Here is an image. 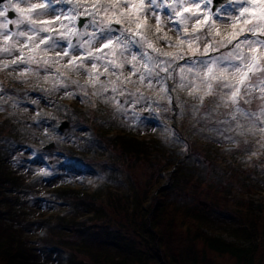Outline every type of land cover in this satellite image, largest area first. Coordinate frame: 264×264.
Here are the masks:
<instances>
[{"label": "rangeland", "instance_id": "1", "mask_svg": "<svg viewBox=\"0 0 264 264\" xmlns=\"http://www.w3.org/2000/svg\"><path fill=\"white\" fill-rule=\"evenodd\" d=\"M12 2L14 4L18 0H12ZM255 2L260 3L262 0H255ZM32 3L48 5L45 15L33 16L36 26L47 27V32L34 33L29 30L31 26L28 24L7 23L20 19V14L15 11V15L11 18L7 13L5 17H0V68L7 64L12 67L22 66L20 68L34 72V75L27 73L30 80L27 77L21 78L24 73L18 75L19 82L15 83L9 91L0 81V117L6 115V110H10L11 114L13 112L14 117L17 115L20 121V131L26 139L25 147L19 150V156L24 165L22 162L19 167L8 163V167L34 182L43 178L40 181L41 201L35 196L23 194L20 203L25 205L28 202L30 208H26L24 211L26 213L17 218L16 222L8 220L9 216L5 215L7 211L0 213V232L8 228L16 232L23 230L32 251L36 250L32 252L34 260L31 264H70L67 251L59 253L56 248L51 249L50 245L60 243L62 239L56 237L53 230L47 233L49 222H44L50 214L62 211L63 207L57 211H54L55 209L44 211L42 194L53 185L68 182L88 190L93 189L94 178L88 179L85 176V172L88 173V171L83 170L82 167L69 171L62 168L56 159L39 157L43 156L39 149L42 150V146L53 143V146L49 147L51 149L57 141L63 144L65 142L63 151L58 153L60 161L62 158L66 159L73 155L71 150H68V147L74 146L73 143L78 142V147L88 148L89 151L93 148L90 145L95 140L94 128L88 127V122L83 127L82 120L89 119L88 115L98 109L99 102L93 103L91 100L92 93L95 92L97 95L101 94V97H106L103 101L109 102L105 109L109 107L115 110L120 109L121 113L126 114L128 119L124 122L127 128L135 132L139 139L147 140L155 137L161 140L174 132L183 133L182 137L185 136V138L190 137L191 148L184 145V149L190 151L186 154L188 157H182L175 166H172L171 162L168 163L165 154H160L157 158L150 156L149 159L140 160L132 157L124 161L120 169L124 170L123 177L126 174L128 177L121 181L123 182L121 186L125 187L122 191L130 187L131 196L127 195L128 204L133 191L130 180H133L137 185L138 197H145L143 205L147 204L149 208L158 201L161 206H165L166 212L159 211L163 223L157 224L165 230L176 228L177 234L173 241L184 254L188 252L190 254L189 245L194 242L192 240L196 232L192 225H187V219H191L184 216L188 206L193 213L200 215H203L201 207H205L208 212L204 215L217 228L216 230L230 232L238 224L241 226L243 222L248 221L247 223L255 230L251 232L252 236L257 239L261 232L254 224L255 221L251 223L254 218H250V214L245 215L243 220H237L218 212L219 209L229 210L236 206L235 204H242L245 196L249 199V206L254 207L262 197L260 191L264 192V179H262L264 131L261 130L264 128V114H262L264 99L261 98L264 96V92L261 91L264 86V77H262L264 75L261 72L264 70L254 68L249 73V78L245 82L252 87L249 95H245L241 88L240 111H237V106L231 102L232 93L228 88L220 86L221 81L236 84L240 79L229 68L230 63L238 62L223 59L232 52V48L229 49L231 45H224L238 28L245 26L242 19L235 25L227 19L228 11L231 9L228 1L212 12V3L205 7L204 0H201V15L206 16L207 23L202 19L199 25H196L194 20L185 19L180 31L175 26L177 18L169 20L166 7L157 10L154 16L149 14L148 0H144L145 11L141 15L139 27L137 23H129L120 16V9L124 8L123 0H58V2L57 0H32ZM162 3L166 6L172 4L173 0H162ZM108 5L117 6L115 13L112 10H104ZM5 7H8V10L12 9L8 0L0 4V10ZM20 7L28 6L21 3ZM187 7H193V5ZM259 11L257 8L254 13L257 14ZM65 15L68 19H65ZM188 15L189 13H186L184 17ZM157 18L159 24H157ZM80 19L81 23H79ZM116 19L124 22L122 25H117ZM6 23L7 26L4 27ZM109 23L113 28L111 43L99 39V29L106 28ZM11 24L12 27H10ZM118 27L129 31L122 35L116 31ZM155 27L161 29V34L152 37L151 30ZM20 32L25 35H17ZM5 36L8 38L6 39ZM129 36H134L136 39L146 37L147 41L141 39V44L136 45L129 41ZM41 40L45 42L41 43ZM14 41L19 44L18 49L12 47L11 52L3 51L8 47L9 42L14 43ZM241 50L246 52V46L242 45ZM257 50L264 51V48L257 46ZM49 53L50 56H48ZM45 58H59L63 68L55 69L46 63H41L40 60ZM213 58L216 59L215 64L211 63ZM13 61L16 63L14 64ZM201 61L207 63L212 68V72H208ZM37 76L44 78L39 77L36 80ZM40 82L43 83L39 85ZM54 88L57 90L55 96L49 93V90ZM176 100L184 102V109L179 103H175ZM245 101L248 102L245 103ZM178 106L180 109L177 108ZM86 113L88 115H85ZM65 121H68V127L61 130L60 126ZM73 121L78 122L80 127L78 130L81 129L82 132L75 134L69 132ZM213 129L218 130L223 139L228 137L227 139L235 140L242 138L244 134V139H240L237 144L240 142L238 147H241V142L248 145L246 154L238 161L228 159L225 161L222 157H228V151L231 152L234 146L223 139L209 141L207 137ZM100 135L103 134L99 131ZM233 136H235L234 139ZM208 145L214 150L221 147L217 150L218 155L212 160L207 159ZM94 153L95 149L92 150L91 156ZM115 154L120 157L122 152L118 148ZM11 160L13 157H10L9 161ZM232 164L238 170L231 167ZM192 167H196L197 170L192 172V176L189 174L188 178L178 180V184L182 187L188 185L194 199L192 201L183 199L179 201L180 203L168 201L165 198V183L171 171L174 172V176H178L179 172H188ZM246 175L251 176L250 180L242 178ZM96 178H100L99 182H101L103 175L97 174ZM115 178L119 182L117 177ZM189 178H200L204 184L196 185ZM155 180L160 184L154 183ZM236 184L241 186L237 192L243 190L248 193H240L235 197L232 189H236ZM122 191L119 193L124 194ZM182 192L185 193L183 190ZM230 195L234 197L233 201ZM105 199L106 202L114 201L113 196ZM147 199L149 200L146 201ZM13 205L17 207L16 211L21 208L16 204V200H13ZM0 206L9 210L8 204ZM57 207L59 206L55 208ZM72 211L73 208L69 213L71 214ZM127 211L130 210L127 209ZM141 213L144 218L148 215L146 210H142ZM74 215L75 218H79L80 214ZM125 216L122 218L123 223H125ZM116 219L117 217L114 218ZM171 220H175L177 224L172 225ZM157 221L159 222L158 219ZM60 233L59 231V236ZM262 238L264 242V234ZM134 240H138L139 243L144 241L140 237ZM231 240L232 238L229 239ZM249 240L251 238L242 239V243L247 246ZM166 241L171 242L169 238ZM197 243H199L198 247L194 245V248H207L212 254L210 264H245L244 259L213 248L209 242L200 240ZM151 251L159 255L155 249ZM168 251L171 252L169 248ZM257 251L259 256H264L263 246ZM177 252L178 250L172 254L177 255ZM4 260H0V264L11 262ZM256 261V264H260V260ZM77 264H81V261Z\"/></svg>", "mask_w": 264, "mask_h": 264}, {"label": "trees", "instance_id": "2", "mask_svg": "<svg viewBox=\"0 0 264 264\" xmlns=\"http://www.w3.org/2000/svg\"><path fill=\"white\" fill-rule=\"evenodd\" d=\"M151 34L152 37H155L161 34V29L155 27L151 30ZM42 62L49 63L50 66L60 65L57 59H45L42 60ZM22 71L23 68L21 70L4 68L0 71L7 91L12 89L9 85L14 84V81L18 79V74ZM30 73L34 75L33 71ZM39 77L42 76H37L36 80H38ZM52 91L54 95L56 89L54 88ZM93 93L95 94V96H93L94 103L99 102L97 106L98 109L89 115L86 113L85 115H88L89 119L82 120L84 121L83 127H85V123L88 122V127L94 128L95 140L90 145L93 146V148L89 151L88 148L78 147V142L73 143V147H68V150H71L73 155L69 157L68 162L65 164L59 162L58 157L60 155L58 153H61L65 147V142L63 144L57 141L51 149H39L40 152L43 153V156L40 155L39 157L56 159L59 165L64 169L69 171L77 170L79 167L84 168L83 170L86 169L88 173L85 172V176L88 179L94 178L93 184H95L93 189L88 190L84 187L82 188V186H74L77 185L74 183H60L53 185L46 193L42 194L44 198L42 200L44 203V211L63 207L61 208L63 209L62 211L50 214V216L44 219V222H49L47 233H51L53 230L55 231L54 235L62 239L60 243L50 245L51 249L56 248L59 253L67 251L70 264H77L78 261H81V264H210V256L212 254L208 249L193 247L194 245L198 247L199 243L197 242L201 240L209 242L213 248L219 249L224 253H232L235 257L244 259L245 264H256V260H260V264H262V262H264V256H259V251L257 250L262 246L264 247L262 238V234H264L263 191H260L262 197L255 203L259 208L256 206L250 207L249 199L245 196L242 204H235L236 206H233L229 210H218V212L237 218V220H243L242 218L245 215L248 216V214H250L249 217L254 218V220H251V223L255 221L254 224L257 225L258 231L261 232V235H259L257 239H254V236H252L251 232L255 230L247 223L248 221L243 222V226H239L238 224L232 228L233 230L230 232L222 231L221 229L216 230L217 228L211 224L212 222L207 220L204 215L208 212L205 207H201L203 215H200L193 213L191 207L188 206L186 211H184V216L191 219H187V225H192L196 230L194 239L192 240L194 242L189 245L190 254H188L189 252L184 254L176 247V244H174L173 238H175L177 234L176 228L175 230H168L165 227V230L157 224L160 222L163 223L160 219L161 216L159 211L166 212L165 206H161L156 199L154 200L156 204L149 208L146 204V201L149 199L144 202L146 205H143L145 197H138L136 194L137 185L133 180H130L132 186L131 190H133L132 197L130 204H128L129 202L127 203V195H130V187L122 191L125 187L121 186V184H123L121 181L128 177V174L123 177L124 170L120 169L124 161L132 157L143 160L149 159L150 156L157 158L158 155L165 154L168 163L171 162L172 166H175L182 157H188L186 154L190 151H187V149L185 150L184 145L186 144L191 148L190 137L188 136L189 138H185V136L182 137L183 133L179 134L178 132H174L171 136L166 135L161 140L155 137L148 138L147 140L139 139L135 132L127 128L124 122V120L128 119L126 114L121 113L120 109L115 110L111 107L105 109L107 103H109H106L105 100L103 101L106 97H101V94L97 95L95 92ZM177 103L184 109V102L182 100L179 102L176 100V104ZM6 112V115L0 117V205L8 204L9 210H7L6 207L1 208L0 206V213L7 211L5 215H7V217L9 216L8 220L16 222L17 218L26 213L24 212L26 208H30L28 202L25 203V205L20 203V200L23 199V194H25V196H35L36 199L39 198L41 201L40 195L42 193V186L40 181H42L43 178L37 179V182L28 181V179L22 176V173L14 172L8 167V163H12L13 166L17 165L18 167L21 162L24 165L22 158L19 156V150L25 147L26 139L21 134L22 131H20L19 127L20 121L17 115L14 117L13 112L11 114L10 110H6ZM78 128H80L78 122L73 121L69 132L71 134L82 132V130H78ZM99 131L103 135L99 136ZM220 134L218 130L213 129L212 133H210L207 138H209V141L223 139ZM216 136H218V138ZM234 137L235 136H233V139ZM227 138L223 140H227L232 145L236 146L231 152L228 151V157L223 156L222 158L225 159V161H227V159L238 161L246 154L245 150L246 146H248L246 143L241 142V147H238L240 142L238 144L237 142L240 139H244V134L242 138H236L235 140ZM165 140L167 141L165 142ZM118 148L122 152L120 157L115 154V150ZM93 149H95V153L91 156ZM218 149L214 150L208 145L207 155L209 157L207 159L212 160L214 156H217L219 152L217 151ZM10 157H13V160L9 161ZM74 158L76 159L73 160ZM41 161L44 162L43 159H41ZM231 167L235 168L233 164ZM235 169L238 170V168ZM194 170H197V168L192 167L188 172H179L178 176H174V172L171 171L165 183V198H167L168 201L180 203L179 201L183 199H185V201H192V199H194L193 193L190 190L191 188H188V185L182 187L178 184V180L182 181L188 178L189 174L192 176ZM178 171H180V169H178ZM97 174L100 176L103 175L101 182H99L100 178H96ZM166 176L167 175H165V177ZM115 177H117L119 182L116 181ZM156 177L155 175V178ZM242 178L250 180L251 176L246 175L242 176ZM189 179L196 185L204 184V181L200 178ZM262 179H264V174L262 175ZM153 182L160 184V182H156V180ZM103 186L107 188L104 189ZM235 188L236 189H232V191L235 192V197L240 193H248L243 190L237 192L238 189H241L239 184H236ZM260 189H262V187ZM120 190L124 192V194L119 193L121 192ZM182 190L185 193H183ZM231 195L234 196V194ZM231 195L230 199L232 200L234 197ZM111 196L114 197V201L111 200L106 202L105 198ZM13 200H16V204L21 207L17 211L15 210L17 207L15 208V205H13ZM56 206L59 207L55 208ZM72 208L73 211L70 214L69 212ZM127 209L130 211H127ZM142 210L148 212L145 218L141 213ZM74 214H80L79 218H75ZM106 216L107 221H105ZM123 216H125V223L122 221ZM115 217H117L116 220H114ZM190 221L195 224L193 225ZM170 223H172V225L177 224L175 220H171ZM56 229L58 231H56ZM59 231L61 232L60 236ZM136 237H140V239L144 241L139 243L138 240H134ZM229 237L232 238L231 241H229ZM167 238H169L171 242L166 241ZM250 238L251 240L248 241L249 245H247L249 247L246 248L247 246L242 243V239L247 240ZM257 246L260 247L254 249ZM168 248L171 252L168 251ZM153 249L159 252L158 256L151 251ZM177 250V255L172 254ZM34 251H32L23 230L16 232L8 228V230L0 232V260L7 259L11 261L8 262L9 264H31V261L34 260V257H32V252Z\"/></svg>", "mask_w": 264, "mask_h": 264}, {"label": "snow or ice", "instance_id": "3", "mask_svg": "<svg viewBox=\"0 0 264 264\" xmlns=\"http://www.w3.org/2000/svg\"><path fill=\"white\" fill-rule=\"evenodd\" d=\"M8 2L12 7V10L20 14V19L11 20L7 23L28 24L31 26L29 30L34 33L48 31V28L44 27L43 25L41 27H37L36 21L33 20V16L45 15V10L48 5L32 3V0H18V2L14 4L12 0H8ZM200 2L201 0H173L172 4L165 6L163 5L162 0H160V2H158V0H148V11L149 14L154 16L157 10L161 9L162 7H166L169 20H173V18L176 17L177 19L175 21V26L177 27V30L180 31L185 19L194 20L196 25H199L202 19L205 21V23H207L206 16L201 15ZM21 3L27 5L28 7L21 8ZM210 3H213V0H204L205 7H207V5ZM228 3L231 5V9L228 11L227 19L230 20V22H232L234 25L237 21L242 19V23L245 26L238 28L224 45H231L233 51L223 59L228 61L235 60L238 62L230 63L229 68L232 73L240 77V79L236 84H229L226 81H221L220 86L222 88H228V90L232 93V104L237 106V111H240L241 109L239 107V100L242 99V97H240L241 88H243L245 95H249L250 89L252 87L251 84L245 82L249 78V73L252 72L254 68L257 70L264 69V63H262L264 62V51L257 50V46L264 48V0H262L260 3H256L255 0H228ZM123 4L124 8L120 9V16L124 17V19L129 23H137L139 27L141 15L145 11L144 0H138V2L137 0H123ZM188 5H193V7H187ZM116 8V5H108L104 10H112L115 13ZM257 8L260 11L258 14H255L254 10ZM7 12L8 7L0 10V17H5ZM184 12L189 13V15L184 17L181 15ZM123 22L124 21L121 19H116L117 25H122ZM7 23L3 26L6 27ZM157 24H159L158 18ZM99 31V39L111 43L113 39V28L111 23H109L106 28H100ZM116 31L123 35L127 34L129 30L118 27L116 28ZM17 35H25V33L20 32L17 33ZM137 35L139 36L140 33L138 32ZM238 37L243 38L240 39ZM5 38L7 39L8 37L5 36ZM128 39L136 45L141 44V39H143L145 42L147 41L146 37L136 39L134 36H129ZM44 42V40H41V43ZM53 43H55V41ZM242 45L246 46V52L241 50ZM3 51L7 52L9 49L5 48ZM13 63L15 64L16 61H13ZM211 63L215 64L216 59L213 58ZM201 64L207 69L208 72H212V68L207 63L201 61ZM261 74L264 75V71H262ZM261 91L264 92V86H262ZM261 98L264 99V96ZM247 102L248 101H245V103ZM262 114H264V110H262ZM261 130L264 131V128Z\"/></svg>", "mask_w": 264, "mask_h": 264}, {"label": "water", "instance_id": "4", "mask_svg": "<svg viewBox=\"0 0 264 264\" xmlns=\"http://www.w3.org/2000/svg\"><path fill=\"white\" fill-rule=\"evenodd\" d=\"M224 2H226V0H215L214 7L213 8L214 9L217 8L218 6H220L221 4H223Z\"/></svg>", "mask_w": 264, "mask_h": 264}]
</instances>
